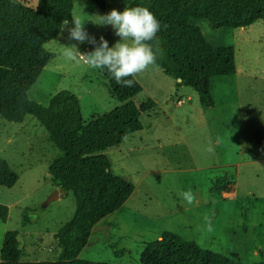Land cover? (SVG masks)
<instances>
[{
    "label": "rangeland",
    "instance_id": "obj_1",
    "mask_svg": "<svg viewBox=\"0 0 264 264\" xmlns=\"http://www.w3.org/2000/svg\"><path fill=\"white\" fill-rule=\"evenodd\" d=\"M35 7L36 0H11ZM106 12L88 0H72V17L96 40L80 43L59 31L43 47L52 57L26 96L45 105L60 89L78 98L84 122L115 107L97 69L68 61L65 45L81 53L120 40L111 25L93 23L112 9L123 11L125 0H105ZM93 21V22H92ZM213 46L229 45L234 71L212 76L213 104L198 102L192 87L180 84L154 64L135 78L141 86L133 100L151 98L155 108L141 114L143 128L104 154L113 173L133 189L123 204L97 222L77 257L113 264H138L143 244L171 231L204 249L233 254L243 263L259 261L264 252V28L260 20L244 27L211 29L205 19H189ZM57 150L32 115L15 123L0 118V157L16 173L9 187L0 185V249L6 231L15 230L19 260L56 259L53 237L73 212L70 192L50 182L47 166ZM191 191L189 205L179 193ZM48 203L45 200L52 197ZM25 221L22 223V220ZM122 250V254L115 255Z\"/></svg>",
    "mask_w": 264,
    "mask_h": 264
},
{
    "label": "trees",
    "instance_id": "obj_2",
    "mask_svg": "<svg viewBox=\"0 0 264 264\" xmlns=\"http://www.w3.org/2000/svg\"><path fill=\"white\" fill-rule=\"evenodd\" d=\"M106 12L105 0H88ZM126 7L148 8L161 29L151 41L157 53L155 65L173 79L180 78L192 87L198 102L213 104L209 93L212 76L234 71V51L229 45L213 46L189 19H205L211 29L244 27L260 20L264 28V0H125ZM72 0H36L35 7L0 0V118L21 122L32 115L47 133L57 153L47 166L52 185L70 192L71 216L53 237L59 247L56 259L19 260L17 232L6 231L0 249V264H113L78 258L93 226L117 210L133 189L132 183L112 172L104 151L118 146L132 133L143 128L141 114L155 108L151 98L135 102L141 91L133 85L118 84L106 68L97 69L108 94L118 104L84 122L78 98L69 89H60L45 105L26 96L52 53L43 44L56 37L62 21L71 20ZM16 173L0 157V185L11 187ZM7 207L0 204V220L5 221ZM25 218L22 220V223ZM122 254V250L115 255ZM257 262L243 263L233 254L223 255L204 249L171 231H162L158 239L143 244L138 264H264V252Z\"/></svg>",
    "mask_w": 264,
    "mask_h": 264
},
{
    "label": "clouds",
    "instance_id": "obj_3",
    "mask_svg": "<svg viewBox=\"0 0 264 264\" xmlns=\"http://www.w3.org/2000/svg\"><path fill=\"white\" fill-rule=\"evenodd\" d=\"M97 17L98 20L92 22L111 25L120 40L109 47L107 40L100 37L99 46L90 53H81L75 45H65L61 55L68 61L83 63L92 69L106 68L118 84L130 87L134 81L127 77H136L146 72L157 61V53L153 51L150 42L157 37L161 24L148 8L142 6L125 7L123 11L112 9ZM84 22L79 17H72L74 26L69 27V20L65 19L61 30L67 29L70 39L95 44V38L84 31ZM179 197L189 205L194 202L191 191L181 192Z\"/></svg>",
    "mask_w": 264,
    "mask_h": 264
},
{
    "label": "water",
    "instance_id": "obj_4",
    "mask_svg": "<svg viewBox=\"0 0 264 264\" xmlns=\"http://www.w3.org/2000/svg\"><path fill=\"white\" fill-rule=\"evenodd\" d=\"M176 80L177 81H181V79L180 78H176ZM55 197V194L51 197H49V198H47L46 200H45V202L43 203V205H45L46 203H48L52 198H54Z\"/></svg>",
    "mask_w": 264,
    "mask_h": 264
},
{
    "label": "crops",
    "instance_id": "obj_5",
    "mask_svg": "<svg viewBox=\"0 0 264 264\" xmlns=\"http://www.w3.org/2000/svg\"><path fill=\"white\" fill-rule=\"evenodd\" d=\"M135 78V77H134ZM136 79V78H135ZM137 80V79H136ZM138 81V80H137ZM180 84H182V82L181 81H178ZM159 238V236L157 237V239Z\"/></svg>",
    "mask_w": 264,
    "mask_h": 264
}]
</instances>
